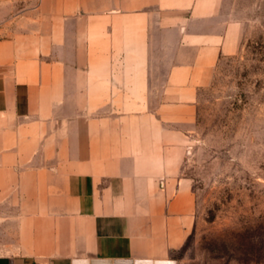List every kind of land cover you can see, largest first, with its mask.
Listing matches in <instances>:
<instances>
[{"label": "crops", "instance_id": "obj_1", "mask_svg": "<svg viewBox=\"0 0 264 264\" xmlns=\"http://www.w3.org/2000/svg\"><path fill=\"white\" fill-rule=\"evenodd\" d=\"M237 0H0V264H179L199 90Z\"/></svg>", "mask_w": 264, "mask_h": 264}, {"label": "rangeland", "instance_id": "obj_2", "mask_svg": "<svg viewBox=\"0 0 264 264\" xmlns=\"http://www.w3.org/2000/svg\"><path fill=\"white\" fill-rule=\"evenodd\" d=\"M247 30L199 90L183 174L196 223L179 264H264V0H237Z\"/></svg>", "mask_w": 264, "mask_h": 264}]
</instances>
